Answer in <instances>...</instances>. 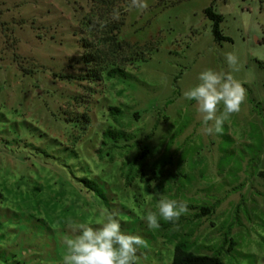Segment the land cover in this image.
<instances>
[{
  "label": "rangeland",
  "instance_id": "374dc122",
  "mask_svg": "<svg viewBox=\"0 0 264 264\" xmlns=\"http://www.w3.org/2000/svg\"><path fill=\"white\" fill-rule=\"evenodd\" d=\"M147 3L121 31L145 59L90 83L61 76L85 70L79 29L93 0H0V264H63L68 222L96 226L101 211L145 239L135 264H171L182 241L226 264H264V0ZM210 6L231 42L215 41ZM227 52L246 101L207 135L183 93L207 69L229 72ZM83 113L87 130L65 120ZM162 195L188 212L149 230L143 217Z\"/></svg>",
  "mask_w": 264,
  "mask_h": 264
},
{
  "label": "clouds",
  "instance_id": "9594fccd",
  "mask_svg": "<svg viewBox=\"0 0 264 264\" xmlns=\"http://www.w3.org/2000/svg\"><path fill=\"white\" fill-rule=\"evenodd\" d=\"M147 0H130L129 10L139 12L147 10ZM112 18L119 20L118 10ZM247 23L246 20L243 21ZM229 72H217L207 69L198 76L199 83L183 93V98L196 102V110L207 135L222 133L226 121L238 114L246 101V90L234 78L232 72L239 71V59L234 52L225 53ZM158 211H149L143 219L149 230L160 227V220L176 225L180 217L188 212L186 203L161 196ZM99 219L93 226L89 222L69 221L71 234H65L62 257L63 264H135L139 249L147 246L139 235L126 234L114 213H99Z\"/></svg>",
  "mask_w": 264,
  "mask_h": 264
},
{
  "label": "trees",
  "instance_id": "16d2710c",
  "mask_svg": "<svg viewBox=\"0 0 264 264\" xmlns=\"http://www.w3.org/2000/svg\"><path fill=\"white\" fill-rule=\"evenodd\" d=\"M130 0H93L90 13L82 18L80 26V44L83 54L79 63L85 66V70L80 75H63L62 80L72 82L98 83L105 79H114L118 76H126L128 69L134 68L136 63L144 60V46L135 45L121 39V31L125 25L129 11ZM114 10L120 14L119 20L112 18ZM205 16L212 21V31L217 43L231 42V38L225 36L221 29L223 16L215 12L213 6L205 9ZM264 42V41H263ZM110 110L118 112L119 109L111 107ZM65 120L77 122L82 125L83 130H87L91 125V118L88 114L65 115ZM105 137L117 143L121 136L109 130L105 131ZM128 136L127 133L124 134ZM147 156V151H142L141 159ZM157 178V177H156ZM1 198V194H0ZM192 209H199L195 214L197 218L206 217L213 214V208L203 206H191ZM229 239L224 238V244L228 245ZM230 250L235 246L230 244ZM171 264H226L224 260L216 254L202 255L195 253L186 241L178 242L174 248Z\"/></svg>",
  "mask_w": 264,
  "mask_h": 264
}]
</instances>
